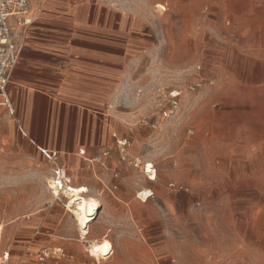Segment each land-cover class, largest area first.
Listing matches in <instances>:
<instances>
[{"label": "rangeland", "instance_id": "1", "mask_svg": "<svg viewBox=\"0 0 264 264\" xmlns=\"http://www.w3.org/2000/svg\"><path fill=\"white\" fill-rule=\"evenodd\" d=\"M41 1L30 0L35 18L42 12ZM105 1L126 13H141L152 31L146 47L125 55L118 97L123 129L103 144L94 141L82 155L105 160L102 152L108 150L109 166L95 161L94 173L84 160L85 176L73 179L80 184L92 175L96 190L105 189V194L118 170L117 194L128 191L129 197L121 196L118 244L110 231L114 253L100 264H264V129H240L235 140L231 125L238 106L229 82L234 76L264 82V53L240 55L248 63L244 67L234 64L233 53L209 59L197 46L202 33H213L225 43L230 31L244 25L251 47L264 51L263 31L208 0ZM196 1L203 9H196ZM192 85L197 86L190 89ZM248 89L241 108L250 123L252 112H264V94L254 103L250 85ZM174 91L181 92L180 106L168 117L164 112ZM118 139L129 143L125 161ZM134 158L151 160L157 179L135 168ZM61 162L70 171L67 155ZM51 167L46 152L32 156L23 150L21 135L0 142L1 250L9 251L12 264H99L89 256L63 203L47 205L53 199L47 186ZM132 189L135 193L129 194ZM149 189L146 201L138 196ZM43 211L53 222L38 228L33 220ZM100 223L91 225L90 238ZM58 247L64 252L53 253ZM46 250L51 255L41 262Z\"/></svg>", "mask_w": 264, "mask_h": 264}, {"label": "crops", "instance_id": "2", "mask_svg": "<svg viewBox=\"0 0 264 264\" xmlns=\"http://www.w3.org/2000/svg\"><path fill=\"white\" fill-rule=\"evenodd\" d=\"M208 1L217 5L219 11L227 7L235 18L261 29V37L264 34V0ZM40 4L42 12L16 34L21 54L7 87L10 106L0 96V142L21 135L23 150L29 155L35 156L41 150L46 153L57 150L60 160L67 155L71 160L70 172L76 181L85 176L82 162L86 160L77 155L78 148L79 151L85 149L86 154L94 141L103 144L123 129L118 97L124 84L125 55L138 53L141 46L146 47L152 30L141 13H126L105 0H43ZM194 6L197 10L203 9L198 1ZM246 30L243 25L230 31L232 35L225 43L218 40L217 35L205 32L197 46L210 55L209 59H215L213 57L220 52L233 53L237 59L234 64L246 67L247 61H242L240 55L264 53L262 47H251ZM260 63L264 69V61ZM259 81L236 76L229 79L233 103L238 106L231 125L235 140L239 139L240 129H264V112H252L249 123L246 109L242 111L241 108L242 96L248 93L249 85L251 95H255L251 102H260L257 97L264 94V82ZM94 166L95 163H88L95 173ZM75 181V185L87 187L86 197L99 201L89 224L90 234L91 225L96 221L101 223L89 239L106 241L103 239L113 231L111 235L118 244L115 231L123 217V214L118 215L124 210L121 196L129 197L128 191L121 196L117 194L120 185L117 178L111 180L110 186L102 180L109 190L105 194V189L102 192L96 190L97 181L92 175L83 183L76 184ZM116 183L118 188L114 189ZM135 191L132 189L129 194ZM53 199L48 202V207L60 202ZM39 216L33 220L38 228L53 222L48 211ZM111 245L108 258L104 260L114 253Z\"/></svg>", "mask_w": 264, "mask_h": 264}, {"label": "built area", "instance_id": "3", "mask_svg": "<svg viewBox=\"0 0 264 264\" xmlns=\"http://www.w3.org/2000/svg\"><path fill=\"white\" fill-rule=\"evenodd\" d=\"M29 3V0H0V96L8 106H10V102L7 95V87L21 54V45L17 41L16 34L19 28H26L34 20ZM196 86L192 85L190 89H195ZM180 95V91L171 93L170 108L164 112L166 116H171L179 108ZM146 123L148 122L146 121ZM117 141L121 150V159L125 161L129 157L126 151L129 143L127 139H118ZM80 154L85 155V149H81ZM47 155L49 162L52 164L51 173L47 179L48 189L54 200L62 202L64 207L68 209L69 205L72 204V193L76 190L77 186L74 184L68 167L61 162L59 152L51 150L47 152ZM109 155L110 152L108 150L102 152V157L105 160L99 158L97 162L104 167H108L109 165L106 160L109 158ZM132 165L138 169L142 168L150 180L155 178L156 169L154 164L142 162L141 159L134 158ZM114 177H119L118 170H115ZM113 188H118V184H113ZM80 192L83 194L87 193L86 191ZM90 216L92 217L94 214ZM62 252L64 250L60 247L53 251L55 254ZM50 255L51 252L46 250L43 252V255H40L39 260L44 262Z\"/></svg>", "mask_w": 264, "mask_h": 264}, {"label": "bare ground", "instance_id": "4", "mask_svg": "<svg viewBox=\"0 0 264 264\" xmlns=\"http://www.w3.org/2000/svg\"><path fill=\"white\" fill-rule=\"evenodd\" d=\"M156 6L164 8L162 4H158ZM85 159L91 165L98 160V158H87V157H85ZM147 162L153 164L151 160H148ZM156 179H157V174L155 178L152 180H156ZM79 187L81 188L77 189ZM77 188L72 193V204L69 205L66 211L67 213H70L72 220L74 221L75 225L78 227L82 241H85V243H87L89 256L92 257L95 261H98V263L100 264L101 261L105 259L109 254V252L111 251L112 242L108 239H103L106 241L92 242L93 240L89 239V234H90L89 224L94 218V216L91 217L90 215L96 213L97 210L95 209L98 208L99 201L94 197H86L85 196L86 194L80 192V191L87 192L88 190L87 187L77 186ZM151 194L152 193L149 190L147 195H143L140 193L139 197L142 198L144 201H146ZM3 232H4V225L0 223V264H12L11 254L9 253V251L1 250V245L3 243Z\"/></svg>", "mask_w": 264, "mask_h": 264}]
</instances>
